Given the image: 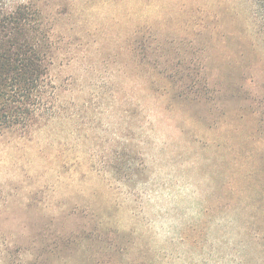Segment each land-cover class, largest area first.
<instances>
[{"label":"rangeland","instance_id":"obj_1","mask_svg":"<svg viewBox=\"0 0 264 264\" xmlns=\"http://www.w3.org/2000/svg\"><path fill=\"white\" fill-rule=\"evenodd\" d=\"M35 122L0 132V264H264L258 0H13Z\"/></svg>","mask_w":264,"mask_h":264},{"label":"trees","instance_id":"obj_2","mask_svg":"<svg viewBox=\"0 0 264 264\" xmlns=\"http://www.w3.org/2000/svg\"><path fill=\"white\" fill-rule=\"evenodd\" d=\"M264 18V0H258ZM29 3L0 0V132L35 122L44 93L45 42Z\"/></svg>","mask_w":264,"mask_h":264}]
</instances>
